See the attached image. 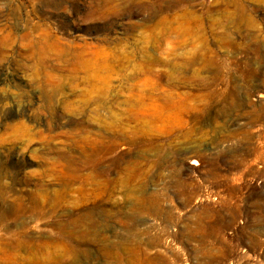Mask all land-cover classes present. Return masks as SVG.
Wrapping results in <instances>:
<instances>
[{
  "label": "rangeland",
  "instance_id": "1",
  "mask_svg": "<svg viewBox=\"0 0 264 264\" xmlns=\"http://www.w3.org/2000/svg\"><path fill=\"white\" fill-rule=\"evenodd\" d=\"M0 38V264H264V0H0Z\"/></svg>",
  "mask_w": 264,
  "mask_h": 264
},
{
  "label": "bare ground",
  "instance_id": "2",
  "mask_svg": "<svg viewBox=\"0 0 264 264\" xmlns=\"http://www.w3.org/2000/svg\"><path fill=\"white\" fill-rule=\"evenodd\" d=\"M239 17V16H238ZM232 21H235L237 24H240V25H242V26H244L245 27V29H247V30H254V23L251 21V19L249 20V19H247V20H244V19H240V18H236V19H232ZM180 28V27H179ZM179 32H181L180 34L183 36V38H186L187 40L188 39H192V38H194V35H193V32H192V29H191V27H190V25L189 24H186L184 27H182V30L181 29H179ZM3 37V36H2ZM3 38H5V37H3ZM2 38H0V44L2 43V41L3 40H1ZM28 39V38H27ZM7 40V39H6ZM221 42H222V44H224V45H226V47H228L229 49H235L236 47H237V45H235L234 43H231V42H227L226 41V39L225 38H222L221 40H220ZM5 42V41H4ZM249 43H251L250 44V47L248 46V48L251 50V51H255V52H258L259 50H262L263 52H264V43L261 45V44H257V43H254V42H252L251 41V39H249ZM3 44V43H2ZM2 46V45H1ZM204 50H207L206 48L204 49ZM253 53V52H252ZM199 56V55H198ZM197 58V57H196ZM200 58H202L201 56H200ZM205 58H203V59H200V60H204ZM197 59H192V61H189V62H194V61H196ZM199 60V59H198ZM206 61L204 62L206 65H208V66H210L211 64H212V61L211 60H208V58L207 59H205ZM208 60V61H207ZM252 60V59H251ZM248 63H251V61H248ZM219 68V67H218ZM221 69V68H220ZM220 69L218 70V73H219V71H220ZM251 74V73H250ZM244 77H246V79H250V77H251V75L250 76H248V75H244ZM215 80V79H214ZM259 98L260 99H263V96H259ZM16 104V103H15ZM8 105V104H7ZM18 106H20V105H18ZM170 106H171V104H169V102L168 103H166V104H164V103H162L159 107H158V110L159 111H161V112H165V111H167V110H169V108H170ZM173 108V106L170 108V109H172ZM21 127V126H20ZM25 130V129H24ZM15 133V132H14ZM21 137V136H20ZM185 140V139H184ZM188 140V139H187ZM20 141V140H19ZM21 142V141H20ZM49 142V141H48ZM47 142V143H48ZM92 152V151H91ZM98 152V149L96 148V150L95 151H93L91 154H92V156H94V155H97L96 153ZM94 158V157H93ZM86 159H88V157H86ZM197 165V163L196 162H191V166H196ZM93 170V169H92ZM91 172H93L94 174L96 173H98V172H96V171H91ZM95 176V175H94ZM90 213V212H89ZM86 216V215H85ZM90 216H92V215H90ZM84 217V216H83ZM87 219V218H86ZM89 220V219H88ZM89 222V221H88ZM75 226H79V223H77V222H75V224H74ZM94 225V224H93ZM94 226H96V225H94ZM95 232H97L96 230H95Z\"/></svg>",
  "mask_w": 264,
  "mask_h": 264
}]
</instances>
